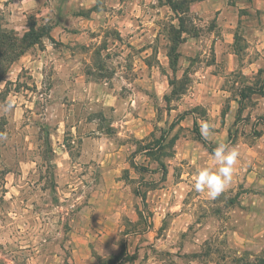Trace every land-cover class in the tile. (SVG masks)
Instances as JSON below:
<instances>
[{
    "label": "rangeland",
    "instance_id": "1",
    "mask_svg": "<svg viewBox=\"0 0 264 264\" xmlns=\"http://www.w3.org/2000/svg\"><path fill=\"white\" fill-rule=\"evenodd\" d=\"M215 28L187 0H0V264H263L264 48L236 32L224 63Z\"/></svg>",
    "mask_w": 264,
    "mask_h": 264
},
{
    "label": "crops",
    "instance_id": "2",
    "mask_svg": "<svg viewBox=\"0 0 264 264\" xmlns=\"http://www.w3.org/2000/svg\"><path fill=\"white\" fill-rule=\"evenodd\" d=\"M25 0H16L17 4ZM190 4V13L202 20L215 19L219 35L214 36V50L217 57H222L224 63H235L237 55L232 51L234 33L242 35L244 51L260 52L264 48V0H187ZM245 20H249L245 21ZM255 22L253 23V21ZM213 41V39H212ZM245 63H258L245 61ZM216 108L221 103L219 97L214 93ZM233 104L235 103L232 102ZM228 117L234 116L237 105L228 108ZM219 128V126H218Z\"/></svg>",
    "mask_w": 264,
    "mask_h": 264
},
{
    "label": "clouds",
    "instance_id": "3",
    "mask_svg": "<svg viewBox=\"0 0 264 264\" xmlns=\"http://www.w3.org/2000/svg\"><path fill=\"white\" fill-rule=\"evenodd\" d=\"M11 105L5 107L9 110ZM215 126L208 121L201 120L200 135L207 140L214 135ZM6 139L5 133H0V140ZM239 151L228 144H219L211 153L212 167L201 168L193 177V188L198 193H205L208 198L216 199L231 183L236 167L239 164Z\"/></svg>",
    "mask_w": 264,
    "mask_h": 264
},
{
    "label": "trees",
    "instance_id": "4",
    "mask_svg": "<svg viewBox=\"0 0 264 264\" xmlns=\"http://www.w3.org/2000/svg\"><path fill=\"white\" fill-rule=\"evenodd\" d=\"M172 4V3H171ZM170 7L173 9V10H176L175 8H173V6L172 5H170ZM4 34V33H3ZM3 34H1V35H3ZM34 34H33V32L31 31V32H26V33H24L23 34V36L20 38V39H18V38H16V37H14V39L11 41V43H10V46L12 45V47L14 48H16L17 47V44H23L24 43V45H23V48H22V50H21V52H20V54L21 53H23L27 48H29V47H31V46H33V45H35V44H37V41L40 39V38H42V37H44V35H39V36H35V37H37V38H35V39H29L31 36H33ZM7 36V35H6ZM2 39H5L6 40V38H2ZM4 40V41H5ZM198 138L201 140V141H203L204 142V139H203V137L201 136V135H199L198 134ZM260 263H263L264 264V258L260 261ZM243 264V263H242ZM246 264H249V263H246Z\"/></svg>",
    "mask_w": 264,
    "mask_h": 264
}]
</instances>
